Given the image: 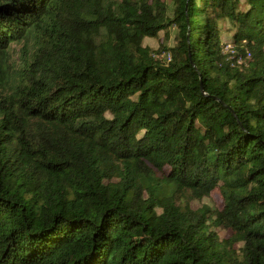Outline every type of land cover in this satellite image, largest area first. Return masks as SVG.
Listing matches in <instances>:
<instances>
[{
    "label": "trees",
    "instance_id": "16d2710c",
    "mask_svg": "<svg viewBox=\"0 0 264 264\" xmlns=\"http://www.w3.org/2000/svg\"><path fill=\"white\" fill-rule=\"evenodd\" d=\"M0 264H264V0H0Z\"/></svg>",
    "mask_w": 264,
    "mask_h": 264
},
{
    "label": "rangeland",
    "instance_id": "374dc122",
    "mask_svg": "<svg viewBox=\"0 0 264 264\" xmlns=\"http://www.w3.org/2000/svg\"><path fill=\"white\" fill-rule=\"evenodd\" d=\"M241 5L242 8H244L243 4ZM219 26L221 28L220 41L223 45H225V51H231L232 37H231V33L228 31V29L230 28V23L228 22V20H221L219 22ZM175 33L176 30L172 28L169 30L168 36H165L164 33L161 32L158 34L156 38H145L143 40V46L151 48L152 50H158L159 47L163 44L171 48L174 45ZM176 200L178 205L180 203H182V205L187 204L193 210L199 209L203 205L209 206L212 209H217V210H220L222 207V198L218 190H215L208 199L193 200L191 194L186 192L183 194L178 193L176 195ZM219 236L222 237L223 239H227L230 236V232L221 230L219 231Z\"/></svg>",
    "mask_w": 264,
    "mask_h": 264
},
{
    "label": "built area",
    "instance_id": "2783aa9c",
    "mask_svg": "<svg viewBox=\"0 0 264 264\" xmlns=\"http://www.w3.org/2000/svg\"><path fill=\"white\" fill-rule=\"evenodd\" d=\"M228 47H230V46H228ZM247 55H248V56H250V54H249V53H247ZM168 60H169V58H168Z\"/></svg>",
    "mask_w": 264,
    "mask_h": 264
}]
</instances>
